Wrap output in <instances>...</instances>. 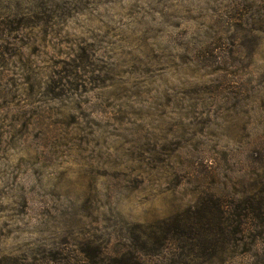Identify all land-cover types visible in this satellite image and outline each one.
<instances>
[{
  "label": "rangeland",
  "instance_id": "obj_1",
  "mask_svg": "<svg viewBox=\"0 0 264 264\" xmlns=\"http://www.w3.org/2000/svg\"><path fill=\"white\" fill-rule=\"evenodd\" d=\"M0 264H264V0H0Z\"/></svg>",
  "mask_w": 264,
  "mask_h": 264
}]
</instances>
